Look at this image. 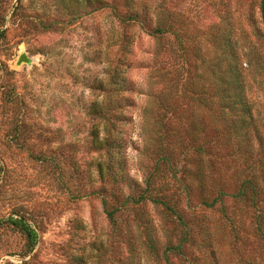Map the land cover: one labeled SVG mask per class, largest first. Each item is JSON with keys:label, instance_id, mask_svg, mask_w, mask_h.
<instances>
[{"label": "rangeland", "instance_id": "1", "mask_svg": "<svg viewBox=\"0 0 264 264\" xmlns=\"http://www.w3.org/2000/svg\"><path fill=\"white\" fill-rule=\"evenodd\" d=\"M259 1L0 0V219L20 216L38 231L28 252L20 232L0 225V264H165L160 207H135L119 226L107 218L102 200L110 208L129 189L98 169L106 156L93 142L94 132L102 135L103 129L97 113L121 95L130 98L123 108L126 120L115 121L125 162L115 171L141 182L153 161L143 151L144 108L163 113L149 94L171 88L170 94L164 90L163 104L176 106L184 119L174 126L170 148L179 165L196 164L185 118L210 125V115L186 96L211 94L209 73L229 26L235 37L246 32L264 56ZM135 12L137 20L131 19ZM251 12L254 23L248 22ZM159 16L177 28V36L148 32ZM22 52L29 62L18 64ZM247 79L251 98L264 109V82ZM115 80L129 89L118 94ZM177 136L185 140L182 146L175 144ZM235 186L226 182L228 191ZM198 200L193 193L191 204ZM226 204L235 213L240 241L219 212L203 211L216 231L221 264H264V247L252 234L249 216L229 199ZM145 227L160 240L158 256L145 246ZM191 264L213 261L201 252Z\"/></svg>", "mask_w": 264, "mask_h": 264}, {"label": "trees", "instance_id": "2", "mask_svg": "<svg viewBox=\"0 0 264 264\" xmlns=\"http://www.w3.org/2000/svg\"><path fill=\"white\" fill-rule=\"evenodd\" d=\"M258 7L264 25V0L259 1ZM137 18L138 13H133L131 19ZM161 18H157L155 27L148 32L154 35L172 32L177 36V28L172 24L166 26L164 22L161 23ZM248 22L254 23L252 12L249 13ZM233 29L231 25L222 32V50L209 73L213 81L209 91L211 94L200 92L194 93L192 97L186 96L210 115V125L199 119L185 118L186 139L197 156L196 164L184 162L179 165L170 148L168 140L174 126H181L184 119L176 106L163 104L165 92L170 94L171 88L162 87L149 94L152 96L151 101H160L163 113H154L156 111L151 105L144 108L147 136L143 151H150L153 161L141 182L129 180L123 174L118 176L115 171V168L123 170L125 165L123 143L119 136L121 130L117 129L115 121L126 120L123 108L130 98L121 95L120 99L106 104L97 113L103 121V129L102 135L94 132L93 142L103 149L106 156L104 162L97 163L98 169L102 174L104 171L109 172L114 181L119 184L124 182L129 189L110 208H107L106 200H102L107 218L112 225L119 226L122 222L127 223L123 218L135 207L146 202L160 207L166 223V226L160 227L165 238L161 250L165 264H191L201 252H207L213 264L222 263L216 231L203 211L219 212L227 220L236 241H240L237 220L234 212H228L227 199L242 215L249 216L253 224L252 234L264 247V109H260L257 101L251 98V84L247 79L248 75H252L254 78L259 77V83L261 79L264 82V56L246 32L245 37L239 38L235 37ZM112 83L118 94L129 89L125 83L117 80ZM206 136L208 140H205ZM175 141L177 146L185 142L179 136ZM231 164L235 168L229 174ZM229 181L236 183L232 191L226 189V182ZM193 193L197 194L198 204H191ZM0 225L11 226L20 232L28 252L33 250L38 231L23 217L0 219ZM154 231L152 227L143 229L144 243L153 255L158 256L160 251L157 244L160 240Z\"/></svg>", "mask_w": 264, "mask_h": 264}, {"label": "water", "instance_id": "3", "mask_svg": "<svg viewBox=\"0 0 264 264\" xmlns=\"http://www.w3.org/2000/svg\"><path fill=\"white\" fill-rule=\"evenodd\" d=\"M22 61L29 62L28 57L25 55V53L22 52V54L18 57L17 63L20 64Z\"/></svg>", "mask_w": 264, "mask_h": 264}]
</instances>
